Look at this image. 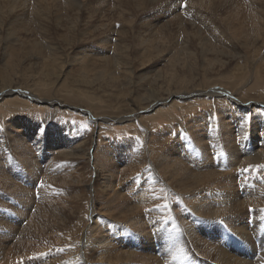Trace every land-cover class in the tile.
<instances>
[{
  "label": "rangeland",
  "instance_id": "374dc122",
  "mask_svg": "<svg viewBox=\"0 0 264 264\" xmlns=\"http://www.w3.org/2000/svg\"><path fill=\"white\" fill-rule=\"evenodd\" d=\"M198 48L211 51L203 67ZM122 49L129 73L142 68L134 79L147 77L140 92L107 74L91 88L106 58L84 67L82 54ZM10 84L0 105L18 99L28 108L0 118V172L16 167L7 179L0 173V264L61 256L64 264H83L82 256L144 264L167 241L190 243L183 256L201 258L205 245L221 243L234 255L251 243L263 257L264 0H0V89ZM144 87L182 94L116 121ZM83 90L111 110L74 102ZM117 142L130 147L120 152ZM187 211L204 214L195 232Z\"/></svg>",
  "mask_w": 264,
  "mask_h": 264
},
{
  "label": "bare ground",
  "instance_id": "6f19581e",
  "mask_svg": "<svg viewBox=\"0 0 264 264\" xmlns=\"http://www.w3.org/2000/svg\"><path fill=\"white\" fill-rule=\"evenodd\" d=\"M210 40H208V42H209ZM97 42V41H96ZM210 43V42H209ZM198 49H200V51H198V53H199V65L201 66V64H200V61L202 60V58H205L206 57V59L208 60L209 59V57H208V55H209V53L211 52L210 50H205L204 48H198ZM124 52H126L125 54H127V52H128V50H126V49H122V50H120L119 52H117V54H115V55H113V56H106L105 54H104V52L102 53H100L99 51H92V50H88V51H86V52H84L83 54H82V56L80 57V60H81V62H82V64H83V66L84 67H86L92 60V58L93 57H95V58H99L98 57V55L99 54H102L103 56L102 57H104V58H106L105 59V61H106V66H104L103 67V71H101V70H98V71H96V73H95V76L93 77V79L88 83V85L91 87V88H93L99 81H100V79H102L106 74L111 78V79H113V80H116V81H119L120 82V84H123V87H125L124 85H127V89H129L130 91H131V88H132V86L134 85V84H136V83H139L140 85H138V84H136L135 85V88H137V91L138 92H140V89H141V87L140 86H144V84H145V80H146V78L147 77H141V78H139V80H135L134 79V77H137V76H139L140 74H141V72H139V69H142V68H139L138 70H136L138 67H136L135 66V70H130V73H129V71H128V69H129V66H128V64L126 63V61H125V59H124V57H125V55H124ZM208 63V62H207ZM149 65V64H148ZM147 65V66H148ZM147 66H145L144 68L145 69H147ZM201 67H203V66H201ZM119 69V70H116V69ZM149 68V67H148ZM111 69H114V70H116V71H119L118 73L119 74H123L122 75V77H123V79L121 78V76L120 77H118L114 72H113V70L111 71ZM148 70V69H147ZM138 73L137 75H135V73ZM141 76V75H140ZM141 79H144V83H141ZM99 80V81H98ZM11 86V84L10 85H7L6 87H5V89H0V94H6V93H8V92H11L12 90L11 89H9V87ZM122 86V85H121ZM144 89H145V93L144 94H141V93H139V94H137V96H132V99H133V102L130 100V102L131 103H133L134 104V106L132 105V108H131V110L129 111V112H127V113H125V114H123V115H121V116H119V118H116L115 120L117 121H119V122H121V121H125L126 119H128L130 116H132V115H134V114H138L139 112H141V111H143V110H145V109H152L153 110V108L154 107H156V106H158L160 103H162V102H166V101H168V100H170V98L172 97V96H174V95H177V94H182V92H178V91H167V92H164V93H156V92H152V93H150V92H148L147 91V89H146V87H144ZM209 90V93H220L221 92V90H214V89H212V90H210V89H208ZM93 91H86V90H83V91H81L80 93H78V94H76V95H72V98H73V100H74V102H82L84 105H87V107H90L91 109H92V111L93 112H95L96 114H99V113H106V112H109L110 110H111V107L110 106H108V107H100V106H98L97 105V103L101 100V99H99V98H97L96 96H95V94L94 93H92ZM193 94V93H195L194 91H191L190 92V94ZM196 94V93H195ZM190 96V95H189ZM94 101V102H93ZM102 101V100H101ZM93 102V103H92ZM55 103H57V102H55ZM130 103V104H131ZM122 108H125V102L123 101L122 102ZM124 105V106H123ZM186 106V105H185ZM184 107V106H183ZM182 107V108H183ZM26 108H28V106L26 105V104H24V103H22L20 100H18V99H11V100H8V101H6V102H4L3 104H1L0 105V111L2 112H0V118L2 117V116H11V114L12 113H14L16 110H19L18 112H20V111H23V110H25ZM129 108V107H128ZM174 108H177V104L176 103H173V104H170V106H169V109H174ZM185 108V107H184ZM191 108H192V105H191ZM83 110H85V111H87V112H90V111H88L87 109H85V108H83ZM166 112V111H165ZM169 112V115H170V111H168L167 110V112L166 113H168ZM166 113H159V115H158V112H157V115L158 116H161L162 118L164 117V116H166ZM31 114H34L36 117H39L38 116V112H36V111H34V113L32 112ZM145 114V113H144ZM171 114H172V112H171ZM46 115V114H45ZM173 115V114H172ZM155 116V115H154ZM153 116V118H155ZM41 118V117H40ZM96 118H98L99 120L101 119V118H103V119H105V117H96ZM156 118H158V117H156ZM175 118V117H174ZM177 118V117H176ZM194 118V117H193ZM193 118H191V120L193 119ZM151 120H152V118H150ZM172 119H173V117H172ZM200 118H196L195 119V121H198ZM194 120V119H193ZM173 121H175V120H173ZM187 122H188V120H187ZM198 126V125H197ZM133 128H136V127H134L133 126ZM198 128V127H197ZM132 129V128H131ZM130 129V130H131ZM127 130H129V129H127ZM126 130V131H127ZM137 131V133L138 134H141L140 132H141V130H139V129H136ZM132 131V130H131ZM130 131V132H131ZM134 131V130H133ZM130 132H127V133H130ZM135 132V131H134ZM135 132V133H136ZM29 133V132H28ZM133 133V132H132ZM134 133V134H135ZM166 134H167V132H165ZM176 135H173L172 133L171 134H169V139H170V137H172V138H175L174 136H179L180 137V132H174ZM26 135H28V134H26ZM168 136V135H167ZM119 137V136H118ZM39 138V137H38ZM37 138V139H38ZM55 137H52L51 138V141H53V142H56V141H54L53 139H54ZM67 138L69 139V138H71V136L70 135H68L67 136ZM28 139V138H27ZM50 139V138H49ZM177 139V138H176ZM178 139H180V138H178ZM177 139V140H178ZM30 140V139H29ZM34 141L36 140V139H33ZM32 140V141H33ZM57 140V139H56ZM59 141V140H58ZM124 141V140H123ZM37 142V141H36ZM35 142V143H36ZM44 142V141H43ZM25 143V142H24ZM125 143V142H124ZM40 144H41V141H40V138L38 139V142H37V145L35 146V148H36V150L38 151V152H40V153H43L44 152V150H42L43 148L42 147H44V146H40ZM58 144V143H57ZM60 144V143H59ZM126 144L127 145H129V143H127L126 142ZM125 144V145H126ZM159 144V143H158ZM64 145V144H63ZM62 145V146H63ZM125 145H122V144H118V142H117V145H115V147L117 148V149H119L120 150V152H121V150H123V149H127L128 148V146H125ZM160 145V144H159ZM14 146V145H13ZM25 146H27L26 145V143H25ZM177 145H175V147H176ZM54 147H55V145H54ZM57 147H60V149H61V145H58ZM129 147H130V145H129ZM155 147V149L156 150H158L159 149V147L156 145V146H154ZM154 147H153V149H154ZM72 148H74V146H72ZM14 149H16V148H14ZM28 151H26L27 152V154L28 153H30V152H34L31 148H30V146L29 147H27L26 148ZM108 150H110L108 147H104V146H100V148H99V150H98V154H100L101 156H102V158H104V157H106V156H109V152H108ZM11 151V150H10ZM17 151V150H16ZM14 152V151H13ZM16 153V152H15ZM36 153V152H35ZM26 154V156H28ZM18 155L20 156V154L18 153ZM85 155H87V154H85ZM16 156V155H15ZM38 156H40V154L38 155ZM37 157V156H36ZM48 157V158H47ZM49 157H50V154L48 155V154H46V155H41V157H38L39 159H42L43 161H47L48 159H49ZM124 157V156H123ZM127 157V156H126ZM18 158V157H17ZM23 158H25V157H23ZM122 158V157H121ZM27 159V158H26ZM28 159H29V156H28ZM13 161V163H15L14 162V160H12ZM19 161H22V159H21V157H20V159H19ZM9 163V162H8ZM37 162H35V161H32V164H36ZM47 163V165H49V162L47 161L46 162ZM17 164V163H16ZM15 164V165H16ZM7 165V164H6ZM10 165H11V168L9 169V167H8V169H7V167H6V169L5 168H3V171L2 172H0L1 173V175L2 176H4L5 178H6V176H11L12 174H13V170H14V168H16L15 166H14V168H13V165L10 163ZM113 164H111V166H112ZM0 167H3V165H0ZM5 167V166H4ZM17 168H18V166H17ZM113 168V167H112ZM114 169V168H113ZM108 170H109V167H108ZM127 173V172H126ZM12 177V176H11ZM96 177H100L99 179H102V180H108V177L106 176V177H103L102 176V174L101 173H97V175H96ZM7 179V178H6ZM9 179V178H8ZM110 183V182H109ZM105 187H107L108 188V186L107 185H105ZM4 199V198H3ZM203 218H204V214H202L201 215V217L199 218L198 217V215H196V214H193V213H191L190 211H187L186 212V214H185V216H184V218H183V222H184V224L186 225L187 224V222H188V220H190V219H193V220H195V222H196V225L195 226H193V228H192V231L193 232H195L196 231V229L197 228H200L201 227V223H202V221H203ZM257 219L258 220H261V217L260 216H258L257 217ZM157 221L158 220H154L153 218H151V220H150V223H151V226L153 227V226H156V228H157V230H158V224H157ZM141 229H142V227H140ZM144 229H146V227H145V225H144V227H143ZM70 233H71V235L74 237V238H76V239H79V237L80 236H77L76 237V234L74 233V231L72 230V231H70ZM90 238H94V237H90ZM128 241H130V239H127ZM74 242V241H73ZM257 242H262V239L261 238H258L257 239ZM118 243H120V242H118ZM189 244L190 243H178L177 241H167V242H163V243H161V244H159V249H160V254H158V255H151V256H147V257H144V264H264V255H263V257H257V258H254L253 257V251H254V249H253V246H252V244L251 243H248L246 246H247V249L246 250H244V251H242L241 250V248H240V246L239 247H237V251L239 252H236L234 255H229V254H227L226 253V251H224L225 250V248H226V246L227 245H225L224 243H221V244H215V245H205L204 247H203V250H205L206 252H204V255L201 257V258H196V257H194V256H192V255H179V254H177V251L178 250H187V248H188V246H189ZM259 244V243H258ZM0 245H2V243L0 244ZM71 245V244H70ZM134 245V244H133ZM259 245H261V244H259ZM27 248H30V247H27ZM69 248V247H68ZM25 250V249H24ZM69 251L71 250L70 248L68 249ZM196 250H200V248H196ZM20 252L21 251H23L22 249H20L19 250ZM210 251H216L214 254L212 253V254H210L209 252ZM33 253H35V251L33 252ZM73 253V252H72ZM241 253V254H240ZM71 254V253H70ZM136 255H138V251L135 253ZM35 255H37V253L35 254ZM73 255V254H72ZM173 255H176L175 256V258H173L172 259V256ZM25 258H29V256H24ZM69 257H70V255H69ZM63 257L61 256V257H59V258H57V259H55V264H64L63 262L65 261V259H62ZM126 258H129V257H126ZM44 259V258H43ZM59 259V260H58ZM82 261H83V264H88L87 262L85 263V260H84V256H82ZM23 262H24V259L22 258V261H15V260H12V262H9L8 264H23ZM37 262H39V261H37L35 258L33 259V260H30V261H28V263L29 264H36ZM68 263V262H67ZM77 263V262H76ZM108 264H112V263H108ZM114 264H135V262H133V261H130V260H120V261H118V262H116V263H114ZM140 264V263H139Z\"/></svg>",
  "mask_w": 264,
  "mask_h": 264
}]
</instances>
